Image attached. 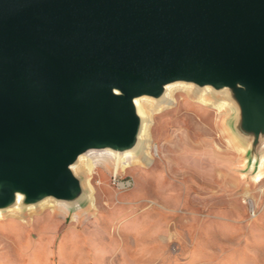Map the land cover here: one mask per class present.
Here are the masks:
<instances>
[{
	"label": "water",
	"instance_id": "95a60500",
	"mask_svg": "<svg viewBox=\"0 0 264 264\" xmlns=\"http://www.w3.org/2000/svg\"><path fill=\"white\" fill-rule=\"evenodd\" d=\"M177 75L245 80L226 89L245 95L234 130L263 134L264 0H0V209L13 187L21 207L79 194L65 164L129 145L109 86L151 93Z\"/></svg>",
	"mask_w": 264,
	"mask_h": 264
},
{
	"label": "rangeland",
	"instance_id": "374dc122",
	"mask_svg": "<svg viewBox=\"0 0 264 264\" xmlns=\"http://www.w3.org/2000/svg\"><path fill=\"white\" fill-rule=\"evenodd\" d=\"M212 89L232 106L218 112L182 89L153 102L149 158L78 170L68 207L3 209L0 264H264V133L236 134L245 95Z\"/></svg>",
	"mask_w": 264,
	"mask_h": 264
},
{
	"label": "bare ground",
	"instance_id": "6f19581e",
	"mask_svg": "<svg viewBox=\"0 0 264 264\" xmlns=\"http://www.w3.org/2000/svg\"><path fill=\"white\" fill-rule=\"evenodd\" d=\"M201 83L202 85H199ZM245 84V80L236 78L230 83L225 82L222 85H219L218 92H224L227 88L233 89L239 86H244ZM212 88V83L204 79H197V77L193 75L164 77L158 81L156 84V90L151 93H148L149 91L127 93L121 87L111 84L109 86V95L107 98L108 101L124 100L129 107L130 123L127 133L129 145L124 148L123 152H120L119 150L109 146H104L100 149L88 150L76 155L74 161L65 164V170L71 173L73 176H78V170L86 171L88 174H92L97 165H103L107 168L109 167L110 160L114 161V168H118L120 166L121 169H125L130 165L141 163V157H139L140 154L146 155L148 158L151 155L150 119L152 110L156 109L153 102L158 103L159 105H169L175 100V91L182 89L186 91L187 94L196 90L198 92L196 100L198 99V101L203 105L211 106L218 112H221L222 110L232 106V102L224 98L218 97L213 100L211 98V94L213 92ZM158 93L160 94L158 95ZM234 132L236 134H247V129L237 125ZM263 161L262 154L259 162V170L255 175V179L257 180H260L263 177ZM84 184L89 186V190L85 188ZM81 187L83 190H86V198L88 200L91 199L92 207H94V198L92 195V187H90L89 178L86 180V183L81 184ZM27 194L28 192L26 190L13 187L10 190L11 204L8 205L6 210L15 213L21 212L22 207L20 206V202ZM44 204H50L51 206L56 205L62 209L68 207L66 200L52 196L45 197L40 201L41 206ZM35 207L36 204L31 202L26 208L32 211ZM78 207L81 206L79 203H76V208ZM2 216L3 209H0V218H2ZM74 217L76 218L77 216L75 215Z\"/></svg>",
	"mask_w": 264,
	"mask_h": 264
}]
</instances>
